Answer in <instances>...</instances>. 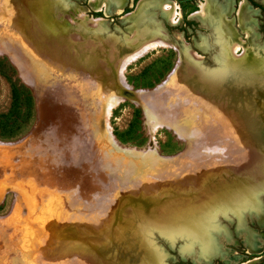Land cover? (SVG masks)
<instances>
[{
  "label": "rangeland",
  "instance_id": "374dc122",
  "mask_svg": "<svg viewBox=\"0 0 264 264\" xmlns=\"http://www.w3.org/2000/svg\"><path fill=\"white\" fill-rule=\"evenodd\" d=\"M42 1L43 20L39 22L19 0H0V264H125L121 252L116 255L112 250L111 234L104 231L110 220L134 214L137 195L151 196L164 210L182 208L184 201L217 187L222 179L227 181L236 162L231 136L218 134L220 142L213 146L217 153L209 154L204 149L206 140L196 144L190 134L176 133L175 128L192 124L200 132L198 122L187 115L188 108L183 122L167 123V114L158 107L145 115L144 107L150 106L148 95L183 89L192 96L190 102L197 101L204 109L209 121L208 116L218 112L215 101H223L224 93L218 98L215 91L208 93L198 85L200 90L193 96L188 80L176 77L190 60L180 62L178 47L184 43L201 66L213 67L212 56L223 45L219 43L218 50L209 46L214 39L211 27L193 15L201 3H207L206 9L210 4L225 5L222 16L232 22L234 37L260 47L264 0H169L180 15L173 25L154 5H141L147 0H124L119 10L106 16L90 0H61L67 5L64 16L72 12L64 21L76 29V46L65 37L62 28L70 24L60 20L57 3ZM243 2L248 12L242 24L253 34L248 40L246 31L238 28L237 14ZM139 3L143 18L159 23L170 44L153 48L124 67L127 88L143 91L133 97L116 89L118 59L112 44L114 40L122 46L128 43L126 36ZM85 23L96 24L100 36L88 33ZM240 53H234L235 57ZM81 60L87 69H81ZM115 94L119 100L105 117L102 102ZM108 132L118 144L147 160L137 164L134 159L135 163L128 164L125 156L106 154L104 136ZM101 152L114 167L108 188H102L95 171V159ZM126 166L137 167L136 173L127 175ZM193 173L217 176L202 181ZM190 174L191 180L184 182ZM145 186L149 189L143 190ZM257 203V209L243 213L240 225L228 210L215 213L210 259L200 254L196 239H170L158 230L148 231L151 250L161 257L158 264H264V196ZM70 212L90 220L98 217L97 226L72 229L67 224ZM137 258L138 254L133 255V260Z\"/></svg>",
  "mask_w": 264,
  "mask_h": 264
},
{
  "label": "bare ground",
  "instance_id": "6f19581e",
  "mask_svg": "<svg viewBox=\"0 0 264 264\" xmlns=\"http://www.w3.org/2000/svg\"><path fill=\"white\" fill-rule=\"evenodd\" d=\"M19 2L24 4L26 11H30L33 19H37L39 22L41 18L43 20L40 12V0H19ZM90 2L95 5L96 10L103 12L106 16L109 12L111 13L119 10L124 0H90ZM56 3L62 14V18L61 15L59 16L60 20L64 21V18L72 16V12H70L68 16H64L67 14L66 4ZM243 3L237 14L239 23L238 28H242L246 31V38L248 40V38H252L253 34L250 33V27L247 23L245 28L242 24L248 12L245 8V2ZM142 4L147 6L154 5L172 25L176 24L179 20L180 15L173 1L147 0ZM206 5L207 3H201L199 11H196L193 15H196L201 21H206L211 27L214 39L213 42L210 41L209 46L213 45L217 50L219 48V43H222L223 46L221 49L219 48V53L217 52V55L214 54V56H212L213 67L205 68L199 63L200 59L195 53L182 43V47H178L180 62L186 59H190L193 62L190 60L184 62L183 72L177 73L176 70L175 72L178 75L175 74L177 78L182 76L184 79L188 80L189 83H186L191 86L190 89H193L192 95L196 94L195 90H200V87L201 89H205L208 93L215 91V95L218 98L221 97L220 94L223 92L224 94L222 97L226 96L225 99L223 97V101H220L221 98L219 101H215L218 112L212 115L213 117L211 118L208 116V119H210L208 121L207 114L204 109L197 104V101H189V98L192 96L188 92L183 89L180 90L179 93L163 89V91L157 90L155 93L150 94V96L148 95L150 106L146 107V109L144 107L143 113L146 115V112L150 113L153 108L158 107V109L167 114V123L168 121H174V123H176L183 122V118L186 115L185 109L188 108L187 115H189V117L192 116L194 122H198L197 124L200 128V132L198 134L199 130L194 128L195 126L192 124L183 128H175L176 130L178 129V131L175 130L176 133L179 135L182 133H186L187 135L190 134L192 137L196 138V144L197 140H200L198 143H201V140H206L207 144L204 149L207 150L209 154L217 153L214 152L216 147L213 146L218 145L220 142V138L217 136L218 134L223 133V138L231 136V143L233 144L232 153L234 155L232 160L236 162H234L230 170L227 181L222 179L217 183V187L207 192H202L199 197L184 201L182 208L178 207L175 210H164L160 208V206L157 207L161 202L153 200L151 196L145 197V195H137L138 199L134 200H138L139 203L137 204L138 209L134 210V214L130 213V216H120V219L116 222L110 220L105 228L106 231H104L105 234H111V246H113V244L115 245L112 247V250L115 254L117 251L121 252V257L124 259L125 264H158L161 257L159 253H156L158 256L156 257V254L151 250L152 248L148 242L150 236H148L147 233L148 231L152 232V230H158L170 238L179 236L180 234H186L188 237L198 239L200 241L199 243L202 244H199L200 254L210 259L212 256L210 244L213 236L209 233L214 228L213 218L217 210L212 207V209H210L211 211L209 209L203 211L204 208L199 207L197 211V207L213 201H217L219 204L227 203L229 207L233 208L231 212L236 216L240 225L242 223L241 213L246 209L243 204H252L254 206L252 207L257 209V199L264 196V42L259 47L255 43L251 44L248 41H242L238 38L239 36L235 38L233 34L234 32L236 33V30L231 28L232 22H228L224 16H222V12H224V10L226 11L225 5L218 8L210 4L211 6H209L208 9H206ZM137 6L138 9L133 15V25L130 26L131 28L126 36L128 43L122 46L118 41L114 40L115 42L112 44L115 46L114 49L116 50V56H114V58L118 59V66L114 73L116 89L120 94L125 96L133 94V97L140 95L143 91H132L127 88L129 86L125 83L122 75L124 67L147 51L170 44L164 36V32H162L159 23H152L148 18L144 19L143 13H141V9H139L141 7L140 3ZM205 11L208 13L207 19H205L204 16L206 15ZM28 16L30 17V15ZM75 22L78 23V19L74 20L73 23L75 24ZM64 23L68 24L69 22L64 21ZM85 24L84 29L88 33L96 32L95 34H98L101 32L99 31L100 29H97L96 24ZM62 30H65L64 34L65 37L67 36L66 38L68 41L75 45L74 43L78 40V34L74 25L70 24V27L67 26L66 28H62ZM73 30L74 34H71ZM239 50L241 53L237 55L238 57H235L236 55H234V53ZM231 55H234L233 57H235V59L230 57ZM81 61H83V67L81 69H87L84 63L85 60ZM84 77L85 76L82 74L81 79L84 80ZM198 85L200 87H198ZM185 92L190 96L186 97ZM117 95L118 94L114 96L108 95L104 98L101 111L105 117L109 115V110L119 100ZM141 101L144 105L143 100ZM163 109L165 110L163 111ZM212 118L213 120L215 119V122L211 121ZM212 123H214V125H212ZM104 129H106L105 123ZM104 137L107 146L103 151L106 154L125 156L123 158L128 164H131L130 161L135 163L136 161H134V159H137V164L140 161L147 160L145 158L146 156L143 154L136 153L118 144V142L110 136V133L109 136ZM223 142H225L224 139ZM208 145L212 146V148L207 149ZM102 152L95 159V171L98 172L99 182L102 188L104 186L108 188L112 185L109 178L112 176L114 167L111 161L107 160V156H102ZM119 162L124 163L123 160ZM136 169L137 167L135 166H133V169L131 166H126L125 171L127 175H130L133 171L136 173ZM219 172L220 171H218V173ZM193 174L196 178L200 177L199 180L202 181H211V178L217 176L215 173L204 175L198 173ZM190 177H192V174L185 177L183 181H190ZM146 189H149L148 186L143 188V190ZM194 210L195 212L197 211L195 215H193ZM97 218L98 217H95L91 220L80 218V216H76L70 212L68 217L69 223L67 222V224L73 225L74 228L72 229H93L97 226ZM106 218L105 216L102 217V219ZM184 218L187 220L182 221ZM109 245L110 244H108V246ZM134 253L138 254L137 260H133Z\"/></svg>",
  "mask_w": 264,
  "mask_h": 264
},
{
  "label": "water",
  "instance_id": "95a60500",
  "mask_svg": "<svg viewBox=\"0 0 264 264\" xmlns=\"http://www.w3.org/2000/svg\"><path fill=\"white\" fill-rule=\"evenodd\" d=\"M52 1V0H51ZM54 1V3L55 2H58V3H60V4H62V1L61 0H53ZM143 3H145V2H143ZM141 5H143V4H141ZM136 9H138V6L136 7ZM233 58V57H232ZM233 59H235V58H233ZM206 204V203H205ZM245 205V206H244ZM243 206L244 207H246V209L244 210V212H242L241 213V215H243V213H247V214H249L250 213V211H252V210H250L249 208H251V209H254L253 207V205L252 204H248V203H245V204H243ZM253 206V207H252ZM199 207H201V208H204L203 209V211H207V209H212V207L213 208H216V210L218 211H225V210H228L229 212H231V210L233 209V208H231V207H229L228 205H227V203H222V204H219V202H217V201H213V202H210V203H208V204H206V205H202V206H198L197 207V211L199 210ZM206 209V210H205ZM211 211V210H210ZM216 211V212H217ZM232 213V212H231ZM215 214V213H214ZM193 215H195V210L193 211ZM216 216V215H215ZM235 216V215H234ZM215 218V217H214ZM214 218H213V220H214ZM235 218H236V216H235ZM214 228H215V226H214ZM213 231V230H212ZM212 231L209 233V234H212L211 236H213V233H212ZM179 236H184V237H186L187 239H194V238H191V237H188V235H186V234H180ZM167 237V236H166ZM168 238H170V237H168ZM171 239V238H170ZM195 240V239H194ZM197 240V241H196ZM195 241H194V243L195 242H197L198 243V245L200 244L199 242V240L198 239H196ZM200 245H202V244H200ZM211 245V244H210ZM213 251V250H212ZM213 253V252H212ZM212 253H211V255H212Z\"/></svg>",
  "mask_w": 264,
  "mask_h": 264
}]
</instances>
